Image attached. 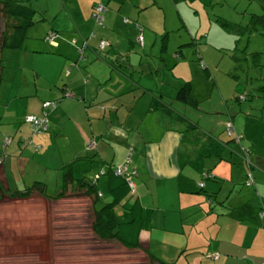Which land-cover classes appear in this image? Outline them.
<instances>
[{
    "label": "crops",
    "instance_id": "0c3cea01",
    "mask_svg": "<svg viewBox=\"0 0 264 264\" xmlns=\"http://www.w3.org/2000/svg\"><path fill=\"white\" fill-rule=\"evenodd\" d=\"M59 1L60 7H54L50 16V8L43 6L48 31L59 34L55 45L45 42L47 33L42 30L28 38L22 60L8 48L13 55L12 86L0 96L4 99L0 103V200L36 183L48 188L50 182L57 192L68 171L80 179L87 170L104 167L108 174L98 188L108 202L118 204L117 220H142L139 245L165 264H264V125L249 114L245 116L249 119H242L243 127L236 118L232 120L245 135L254 160L263 163L255 172L254 185L247 186L245 169L232 161L239 159L238 147L224 144L230 141L225 133L214 138L224 131V117H219L216 128H206L195 144L188 136L184 139V126L163 110L168 106L162 104L161 93L174 99L184 82H191L193 91V82L180 75L170 85L163 80L155 89L154 82L145 79L155 76L159 81L173 71L169 63L162 69L155 66L168 46L164 34L162 50L157 47L160 31L154 25L160 20L162 30L169 29L164 0ZM98 3L108 9L103 28H96L92 20ZM41 13L45 20L46 12ZM92 32L97 35L89 40L81 59L79 47L71 41L82 44ZM141 36L144 47L136 42ZM103 41L106 50L100 47ZM178 57L186 56L181 52ZM66 69L70 74H65ZM54 100L58 107L50 114V132L33 134L24 118L39 117L42 103ZM5 139L11 140L9 149L4 148ZM131 152L130 169L139 173L135 196L111 172L124 166ZM203 171L216 177L204 189L208 197L200 194L198 186Z\"/></svg>",
    "mask_w": 264,
    "mask_h": 264
},
{
    "label": "rangeland",
    "instance_id": "374dc122",
    "mask_svg": "<svg viewBox=\"0 0 264 264\" xmlns=\"http://www.w3.org/2000/svg\"><path fill=\"white\" fill-rule=\"evenodd\" d=\"M26 1L35 11L33 18L38 21L27 30V37L39 36L42 30L46 31L45 34H49L50 22L47 16L51 15L54 7H60V1ZM2 5L0 3V53L4 48L3 32L7 24L6 16L1 11ZM43 6L50 8L48 15ZM163 6L169 29L163 31L160 20L154 25L160 31L157 47L162 50L163 46H160V43L164 34L168 35V46L167 51L162 52L163 59L155 61V66L162 69L169 63L173 71L165 73L163 79L159 81H157L159 77L148 74L149 77L145 76V79H151L155 89H159L163 80L170 85L181 75L184 79L193 82V95L198 100L205 101L204 110H216L217 113L231 112L241 127H243L242 119L249 114L252 120L256 119L263 126L264 55L261 59L250 58L246 61L243 60L245 57L241 51L248 47L249 52L258 51L264 54V36L254 34L249 40L247 35L243 34L244 28L251 21V16L263 12L264 0H181L179 2L164 0ZM43 11L46 12L45 20H43L45 15L41 13ZM224 21L232 23L231 30L227 31L222 24ZM238 39L241 42L238 43V50L235 51ZM179 49L185 54V58H177ZM235 55L237 60L234 59ZM200 57L208 66L207 71L200 66L201 63H198L197 59ZM12 58L11 50L4 49L2 61L4 77L0 96L12 86L9 78L11 75L9 64ZM259 63L261 66H258ZM220 92L225 106L221 104ZM241 95L248 96V101L238 103L237 98ZM3 102L4 99H1L0 103ZM248 103H251V106ZM217 122H221V119L219 118ZM212 123L213 128L216 127V121L213 120ZM7 158L3 161L5 162ZM24 183L27 182L22 184ZM54 187V184L48 182L45 194L50 196L56 193ZM69 196L70 199L58 203L51 202V205L36 193L27 200L6 199L0 206V264L107 262V257L110 256L108 250L112 247L100 239L93 240L90 235L88 236L87 228L90 227L92 219L91 203L77 198L72 191H69ZM49 247L55 251H50ZM110 254L115 255L116 251ZM128 259L131 262L127 261V264H146L141 252L129 255Z\"/></svg>",
    "mask_w": 264,
    "mask_h": 264
},
{
    "label": "trees",
    "instance_id": "16d2710c",
    "mask_svg": "<svg viewBox=\"0 0 264 264\" xmlns=\"http://www.w3.org/2000/svg\"><path fill=\"white\" fill-rule=\"evenodd\" d=\"M177 1V0H175ZM19 0H7V3H3L4 5V14L7 19V24L5 27V31L3 32V47L9 48L16 52V56L14 55V58L17 60H22L24 52L28 49V42L30 37H27L26 32L27 30L36 24V21L33 18V14L35 11L31 6L22 5L19 4ZM103 6L105 8L104 13V19L103 21H99L94 15V9L97 6ZM108 9L103 4H96L93 8L92 12V20L94 22V26L96 28H103L104 27V21H105V15L107 13ZM38 23V22H37ZM226 28L227 31L231 30L232 23L224 21L222 23ZM241 28L245 26H240ZM240 28V29H241ZM245 31L243 34L247 35L248 39L250 40L251 36L254 34H260L264 36V9L261 14H254L251 16L250 23L244 28ZM143 33V29L141 30ZM12 33V34H11ZM50 33L54 35L53 42L49 39ZM11 34V35H10ZM96 33L92 32L87 39L83 40L82 44H78V41L76 39H72V44L78 48L79 56L80 58H84V52L87 48V45L89 43V40L96 37ZM141 35V34H140ZM59 34L56 32V30H51L49 34L45 36V42L48 43L50 46L55 45L56 40L58 39ZM168 36H164V38H167ZM139 38V37H138ZM138 38L136 39L137 44L140 47H144V44H140L138 42ZM244 38V37H243ZM145 41V40H144ZM241 42L240 39L237 41V46L234 49L235 51L238 50V43ZM165 48V47H164ZM247 49L242 50L241 52L244 54L243 60L248 61L250 58L254 59H261L264 55L261 52H249L248 47ZM106 50V49H102ZM181 54V52L179 53ZM180 56V55H179ZM252 56V57H251ZM237 60V56L235 55ZM199 63H202V58L198 59ZM76 65V64H75ZM205 67L204 69L207 71V65L204 62ZM200 66H202L200 64ZM258 66H261L259 63ZM70 68L72 66H69ZM17 68V67H16ZM18 69V68H17ZM16 69V70H17ZM19 71V70H17ZM20 71H23L21 69ZM70 74V69L65 70V74ZM192 83L191 82H184L183 86L176 91L175 98L169 99L165 94L161 93V101L162 104L166 103L168 107L163 108V110L168 113V115L173 118L176 122H178L179 125H183L185 130L183 134L186 136L184 139L188 138L192 140V143L198 144V142L201 139V135H203V132L206 128L210 127V129L213 128L214 124L212 123L213 120L217 122L219 117H224V131L223 133H218V135L214 138H217L219 136L226 134L225 137L229 138L230 141L224 143L225 145H228V143L232 142V145H235L238 147V150L236 151L239 159L232 160L235 161L236 164L242 166L245 169V181L246 185L249 182H252L254 185L255 183V172L257 170L261 169V166L263 163H260L259 161L254 160L253 158V152L250 147V145H247L245 143V135L241 132H239L233 123V113H217L214 110L208 109L204 110V103L205 101H200L197 98L194 97L193 91H191ZM64 88V87H63ZM65 93V92H64ZM64 96V94H63ZM158 98V97H157ZM171 98V97H170ZM160 99V98H158ZM248 96L241 95L237 98L238 103L247 102ZM49 104L48 108H44L45 104ZM173 103V104H172ZM250 104V103H248ZM58 107V100L54 101H45L42 103V109L43 113L39 117H35L36 119H47V123L49 125L48 131L51 130V118L50 114L51 112H54ZM206 108V107H205ZM194 111V112H193ZM45 113V115H44ZM193 113V114H192ZM44 116V117H43ZM27 117L24 118L25 122ZM227 120H226V118ZM29 124V123H28ZM31 127V124H29ZM217 127V124H216ZM214 127V128H216ZM32 130V128H31ZM230 131L232 132V136L230 134ZM33 132V131H32ZM47 133V132H46ZM209 132V134H211ZM216 133V130L215 132ZM34 134V133H33ZM44 134V133H40ZM188 134V135H187ZM30 143V142H28ZM200 144V143H199ZM231 144V143H230ZM199 146V145H198ZM229 150H234V148L230 147ZM133 153L131 152L130 157L128 158L127 162L124 164L125 166H128L129 168L127 171L123 170L121 174H117L115 171L116 169L111 168V172L113 175H115L117 178L121 179L122 182H124L129 190L131 191V195L135 196L137 192V184L136 179L138 178V174L136 172V169H130V167H133ZM108 174V170L106 168H101L96 172L89 173L88 170L80 179L73 178V175L71 171H68L65 174V183L61 188H59L54 195H46L45 190L47 188L46 185H43L42 183H36L33 187L28 188L24 191H17L9 195L10 201H16V200H27L31 198V196L36 193L40 195L44 200H47V204L51 205L52 203H58L60 201H66L67 199H70L69 191H72L74 195L77 196V198H81L84 201H89L91 203V212H92V219L90 227H88V236L95 240L100 239L101 241H104L106 244L111 246L108 250V255L106 257L108 258V261L110 264H127V261H130L128 259V256L131 255V253H126L125 250L135 251L143 253L146 264H165L163 261L158 259L157 257H154L149 252L145 251L140 245H139V232L142 231V220L139 221V218L133 221H129L128 223H122L119 220H117V205L113 202H108L106 197H103L102 192L99 190V181L102 177L106 176ZM136 178V179H135ZM216 178L215 176L211 175L210 172L203 171L200 173V179H198V186L201 189L200 194H203L208 197V193L205 192V187L207 186V183L211 180ZM133 182L134 188L131 187V182ZM200 184H203L204 186H200ZM74 186V187H73ZM74 196V197H76ZM106 200V201H103ZM5 201V200H4ZM3 200H0V206L4 203ZM2 202V203H1ZM49 250H53L51 247H49ZM116 251L115 255H111L110 253ZM138 252L136 254H138ZM51 253V252H50ZM139 256V255H138ZM116 257V258H115ZM209 257V255H207ZM115 258V259H113ZM89 260H92L88 258ZM50 260V259H48ZM132 261H134L131 258ZM104 261L103 264H109ZM131 262V261H130ZM93 264H96L95 262Z\"/></svg>",
    "mask_w": 264,
    "mask_h": 264
},
{
    "label": "built area",
    "instance_id": "2783aa9c",
    "mask_svg": "<svg viewBox=\"0 0 264 264\" xmlns=\"http://www.w3.org/2000/svg\"><path fill=\"white\" fill-rule=\"evenodd\" d=\"M104 13H105V8L103 6H101V5L97 6L94 9V14H95L94 16L100 22L103 21V19H104ZM54 38H55L54 35H52L50 33L49 39L53 42ZM138 42L140 44H143V37L142 36L138 39ZM106 46H107V43L106 42H104V41L101 42L100 47L102 49H105ZM203 64H204V62L201 63L202 67L204 68L205 65H203ZM48 107H49V104L48 103L44 105V108L45 109L48 108ZM26 121L31 124L32 131H33L34 134H39V133L47 132L48 129H49V125L47 123V119L46 118L40 120V119H36L34 116H29V117H27ZM230 134L232 136L234 133L232 134V132L230 131ZM5 144L8 145L9 144V141H6ZM127 169H128L127 167H124V168L123 167H119L116 173L119 175V174L122 173L123 170L127 171ZM129 181L131 182L130 179H129ZM251 184H252V182H249L248 183V185H251ZM130 185H131L132 188H134V183L133 182H131ZM200 186L202 187L204 185L203 184H200ZM261 216L264 217V213H262ZM217 258H219V256Z\"/></svg>",
    "mask_w": 264,
    "mask_h": 264
},
{
    "label": "clouds",
    "instance_id": "9594fccd",
    "mask_svg": "<svg viewBox=\"0 0 264 264\" xmlns=\"http://www.w3.org/2000/svg\"><path fill=\"white\" fill-rule=\"evenodd\" d=\"M139 38H140V37H139ZM139 38H138V39H139ZM143 44H144V38H143ZM207 69H208V66H207ZM29 124H30V123H29ZM31 128H32V127H31ZM47 132H48V131H47ZM43 133H46V132H43ZM39 134H40V133H39ZM6 141H9V144H10V142H11L10 139H5V141H4V148H7V147L9 146V144H8V145L5 144ZM126 162H127V161H126ZM126 162H125V163H126ZM125 163H124V164H125ZM122 167H123V168H124V167H127V168H128V166H125V165L122 166ZM117 170H118V168H117ZM117 170H116L115 172H117ZM252 184H253V183H252ZM252 184H251V185H252ZM134 185H135V184H134ZM251 185H248V184H247V186H251ZM262 213H264V211H263ZM262 213H261V214H262ZM262 218H264V217H262Z\"/></svg>",
    "mask_w": 264,
    "mask_h": 264
},
{
    "label": "flooded vegetation",
    "instance_id": "af4514ba",
    "mask_svg": "<svg viewBox=\"0 0 264 264\" xmlns=\"http://www.w3.org/2000/svg\"><path fill=\"white\" fill-rule=\"evenodd\" d=\"M0 3H7V0H0ZM1 11L4 13V5H2V9H1ZM5 27H6V25H5Z\"/></svg>",
    "mask_w": 264,
    "mask_h": 264
}]
</instances>
